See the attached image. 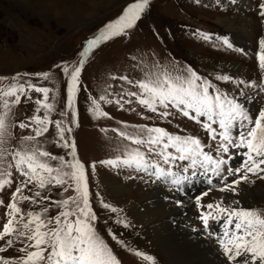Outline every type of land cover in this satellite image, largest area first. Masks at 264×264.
Masks as SVG:
<instances>
[{"label": "rangeland", "instance_id": "1", "mask_svg": "<svg viewBox=\"0 0 264 264\" xmlns=\"http://www.w3.org/2000/svg\"><path fill=\"white\" fill-rule=\"evenodd\" d=\"M135 2L136 0H0V77L7 78L0 79V90L7 91L13 82L25 84L27 89L28 81L37 87H48L51 91L47 102L54 105L49 119L68 121L70 113L68 116L61 115L67 110V76L57 65L67 63L70 71L79 66V53L83 51L87 40L115 21L128 5ZM261 2L262 0H235V3L231 0H149V7L133 29L103 42L84 57L78 91L74 95L78 126L68 125L72 127V132L66 133V137L76 145V159L86 166L90 206L97 216L93 222L94 227L117 257L119 264H171L166 253L168 250L161 246L164 238L178 237L179 240L190 242L193 250L203 251L200 243L194 240L195 236L191 235L200 232L201 238L214 250H218L225 263L245 264V260L250 258V254H242L234 261H228L215 234L206 229L208 237L203 234L200 213L209 211L207 204L220 202L239 209L264 210V173L248 174V180L237 185L235 192L219 190L224 182L231 184L235 177H227L226 181L217 177L215 186L207 190L208 194L199 196L200 207L192 197L194 194L188 193L187 198L192 201L194 198L195 202L188 204L186 212L179 211V216H175L170 207L178 206V198L170 185L163 181L158 183L154 177L137 172L134 168H116L101 164L100 161L117 157L122 160L126 149L133 148H139L150 159H158L154 154L148 153L146 146L136 145L119 135L120 132L129 136L143 135L139 132L138 126L141 125L161 127L170 134L194 136L205 145V151L214 156L219 138L213 141L207 135L202 126L206 122L205 118H201L200 123L180 115L164 119L141 106L135 96L126 95L127 92L139 94L142 91L139 88L140 81H147L156 75L162 77L165 72L177 75L191 68L207 79L214 88L235 97L254 119L259 110L264 108V92L259 88L238 85L236 81L264 84V70L259 68L256 56L259 40L264 38V22L258 14ZM196 33H208L213 37L226 36L234 47L229 49L222 41H205ZM39 73H48V78L38 77ZM218 75H228L232 79L229 82L217 80ZM13 77L19 79L13 81ZM121 77L128 79L122 80ZM241 90L246 91L251 100L240 96ZM100 96L107 97L112 103L99 101L101 111L108 113V116L94 118L89 112L91 100H98ZM4 99L14 97L0 95V115L7 113L5 123L8 135L5 146L11 152L27 146L23 137L34 135L36 125L30 118L34 115L43 117V108L37 112L36 109L40 106L35 103L37 99H43V94L31 90L21 96L19 104H11L8 109L3 106ZM128 100L131 103H126ZM20 122L29 124V127L21 129ZM213 127L219 130L218 124ZM37 141L49 153L71 159L67 156L70 150L63 148V142L56 136L54 124H49V132L37 138ZM230 152L233 157L237 153L234 149H230ZM10 163L13 164L11 176L3 178L11 179L13 183L10 187L6 185L0 189V231L9 218L6 206L11 201L12 192L23 179L15 170L11 156L0 161V171L7 170ZM187 163L176 161L177 165ZM92 164H95L94 170ZM240 165L230 161L225 166V175L228 167L234 169ZM158 188H162L171 199L151 198L152 190ZM35 190L39 189L29 185L23 194L34 195ZM44 194L51 197L44 202L51 206L50 216L57 215L61 210L56 207L55 201L75 195L71 189L66 193L63 188L53 186L46 188ZM158 201L169 203V207L165 204V210L170 213H165L166 218L162 215L161 219L156 212L150 215L148 213L149 209H158ZM104 204L110 207L106 209ZM19 206L25 213L30 208L39 211L41 207L39 203L31 205L30 202H21ZM112 207L117 211L112 212ZM211 212L217 217L216 220L226 219L215 208ZM180 218L188 221L181 228ZM216 220L210 219L209 224ZM9 238L14 237L0 240V247H4ZM22 246L17 241L12 248L0 253V257L19 258L23 254L17 249ZM136 251L151 256L153 260L145 261L142 256L135 255ZM182 261L187 262L185 259Z\"/></svg>", "mask_w": 264, "mask_h": 264}, {"label": "snow or ice", "instance_id": "2", "mask_svg": "<svg viewBox=\"0 0 264 264\" xmlns=\"http://www.w3.org/2000/svg\"><path fill=\"white\" fill-rule=\"evenodd\" d=\"M231 2L235 3V0ZM148 7L149 0H136L135 3L128 5L115 21L110 22L93 38L88 39L83 51L79 53V66L70 71L67 63L57 65L67 76V110L61 115L68 116L70 113L68 121L49 119L54 105L47 102L51 91L48 87H37L28 81L27 89L25 84L13 82L7 91L0 90L2 97H14V99H4L5 109H8L11 104H19L22 95L34 90L36 93L43 94V99L35 101L40 106L36 111L39 112L41 107L44 110L43 117L34 115L30 118L36 127L34 135L23 137L27 146L11 152L5 146L6 135H8L5 123L7 113L0 115V161H3L6 156H11L15 170L23 178L12 192L11 201L6 206V214L9 218L0 231V240L5 237H14L7 239L5 246L0 247V253L12 248L19 241L23 246L17 251L23 255L15 259L0 257V264H119L117 257L113 255L112 250L94 227L93 222L96 221L97 216L90 206L86 166L76 159V145L66 137V133L72 132V127L68 125L78 126L74 95L78 91L77 85L85 63L84 57L103 42L124 35L128 30L133 29ZM258 7V14L264 22V0ZM196 34L202 36L205 41H222L223 45L229 49L234 47L226 36ZM237 51L244 50L237 49ZM256 56L259 68L264 70V38L259 40V51ZM37 76L47 79L48 73H39ZM0 79L7 78L0 77ZM12 79L16 81L19 77ZM121 79L128 78L121 77ZM216 79L229 82L232 78L228 75H218ZM128 83L131 84L132 81ZM236 83L243 84L246 88H259L261 92H264V84H251L246 81H236ZM139 88L142 90L139 94L127 92L126 95L135 96L141 106L164 119L180 115L200 123L201 118H205L206 122L202 126L207 135L213 141L219 138L214 149L215 157L211 152L205 151V145L194 136L170 134L161 127L141 125L138 127L143 135L129 136L125 132H120L119 135L136 145L146 146L148 153L154 154L158 159H150L139 148H133L126 149L122 160L117 157L100 161L101 164L116 168H134L137 172L154 177L157 182H165L177 192L198 174L206 176L211 174L222 177L224 181L227 177H235L231 184L224 182L223 187L219 189L235 192L237 185L248 180V174L264 173V167H262L264 166V108L260 109L253 119L249 111L235 97H230L219 88H214L207 79L199 76L191 68L177 75L165 72L162 77L160 75L150 77L147 81H140ZM239 95L251 100L244 90H241ZM99 101L112 103L105 96H100L98 100L92 99L89 112L94 118L107 117L108 113L101 111ZM126 103H131V100ZM49 124L55 125L56 136L63 142L61 146L70 150L67 156L71 159L49 153L37 141V138L49 132ZM216 124L219 130L213 127ZM249 125L252 126L249 127ZM19 127L25 129L29 127V124L20 122ZM169 149L173 151L170 152ZM230 149H246L243 153L246 159L239 167L234 169L228 167L225 175V166L233 158ZM49 161L59 163L57 165ZM176 161L188 163L177 165ZM12 167L13 164L10 163L7 170L0 171V189L6 185L9 187L12 185L11 179L3 178L11 176ZM91 167L94 170L95 164ZM189 172L191 175L188 174ZM208 183L211 184L212 180L209 179ZM29 185L39 190H35L34 195H24ZM49 186L61 187L66 193L71 189L75 193L73 196L54 202L56 207L61 209L55 216L49 215L51 206L44 203L51 199L44 194V190ZM207 194V192L204 193L205 196ZM21 202H30L31 205L39 203L41 207L39 211L30 208L25 213L19 206ZM176 203L179 205L180 201ZM196 205L201 206L199 196L196 198ZM103 207L107 209L110 205L104 204ZM206 207L209 211L200 213L203 229L210 227V219H217L215 215H212V209L215 208L218 214L226 217L223 236L227 237V240L219 238V244L228 261H234L242 254H250L245 264H257V262L264 264V210L239 209L223 202L209 203ZM111 211L116 212L117 209L112 207ZM135 255L142 256L145 261L153 260L151 256L139 251H136Z\"/></svg>", "mask_w": 264, "mask_h": 264}, {"label": "bare ground", "instance_id": "3", "mask_svg": "<svg viewBox=\"0 0 264 264\" xmlns=\"http://www.w3.org/2000/svg\"><path fill=\"white\" fill-rule=\"evenodd\" d=\"M198 181H200V183ZM191 184H195V185L194 186H190ZM200 184H201V180H199V179L196 180V179H193L192 178L190 182L185 183L183 185V187H182V188H184V191L186 192L185 193L186 196H185V194L183 195V194H179V193H176L175 192V195L178 198V201H180V203H179L178 206H176V205L175 206L174 205L171 206L170 205L171 206L170 207V209H171L170 211H172V215L174 214L175 216L176 215L179 216V211H184L186 208H188V206H189L188 204H191L193 201L195 202L194 198H193V201H192V200H190V199L187 198V195H188V193H189V195L190 194L191 195L194 194L192 196V197H194L196 194H198L199 191H200V189L198 190V188H201V185ZM157 186H160V185L158 184ZM196 190H198V191H196ZM151 194H152V195H150L151 198L154 196L155 198H158L159 200H161L162 198H166V199L169 198V199H171V197H169L168 194L162 188H158V189L152 190ZM241 194H244V192H241ZM247 195H245V196L248 198L249 195L248 196ZM162 202L163 203H161L160 201H158V203H157L158 209H156L155 211L153 210V208L152 209H149V212H148L149 215L150 214H153V212H156V213H158L161 216V219H162V215H163V218H164L165 217L164 216L165 213L170 214L168 211L165 210L166 209L165 204L169 207V205H168L169 203L167 204V202H165V201H162ZM184 212H186V210ZM187 222L188 221H186V220L185 221H182V219L180 218V222H179V223H181V226L179 225L180 228L181 227H184V225H187ZM202 230L201 231L203 232V234L206 237H208L207 234H206V231H204L203 227H202ZM210 231H211V229H210ZM164 232H165V230L162 231L160 233V235L163 234ZM165 234H167V233H165ZM191 235L195 236L194 237V240L197 241V242H199L200 243V247L203 249V251L206 250V252L205 251L203 252L201 250H196V249L193 250L192 249L193 246H192V244L190 242L187 243L185 241L179 240L178 237H176L175 239L174 238L166 239V237H165L164 238V242L161 243V246L163 248L165 247L169 251V252L166 251V253L169 255V260H170V263L171 264H227L221 258L218 250H214V248H212L209 245V243H207L204 240V238L203 239L201 238V236H200L201 235V232L200 233H194V234H191ZM155 236H157V235H155ZM211 242L214 244V242L212 240H211ZM197 252L199 254H201V256ZM202 254H204L203 257H202ZM183 259H185L187 262L184 263L182 261Z\"/></svg>", "mask_w": 264, "mask_h": 264}]
</instances>
